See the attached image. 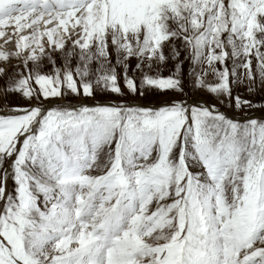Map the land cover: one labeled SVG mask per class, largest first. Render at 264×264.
<instances>
[{
	"label": "snow or ice",
	"instance_id": "6c2138e0",
	"mask_svg": "<svg viewBox=\"0 0 264 264\" xmlns=\"http://www.w3.org/2000/svg\"><path fill=\"white\" fill-rule=\"evenodd\" d=\"M10 24L7 91L29 103L0 114V264H264V121L182 100L51 106L182 93V47L197 87L250 108L233 89L264 86V0H0V36Z\"/></svg>",
	"mask_w": 264,
	"mask_h": 264
},
{
	"label": "rangeland",
	"instance_id": "374dc122",
	"mask_svg": "<svg viewBox=\"0 0 264 264\" xmlns=\"http://www.w3.org/2000/svg\"><path fill=\"white\" fill-rule=\"evenodd\" d=\"M41 30L43 29V25L40 26ZM27 31H31L30 29H25L22 34H26ZM10 36L2 38L4 41L3 51L15 52L17 50L16 38L17 34L12 32ZM16 35V36H14ZM16 37V38H15ZM75 38V36L73 37ZM177 46H179V42H177ZM72 47V41L68 40L66 43V49L70 50ZM172 45H167L164 49V53L169 57L168 61L165 64L159 66L162 70V75L168 76L174 70V65L176 61L172 60ZM45 52L51 51L50 46L47 44L45 48ZM181 55L180 60L183 61V86L184 91H166L160 92L158 90H148L145 92L143 96H133L131 94L120 97L115 94H111L108 92H103L100 89H97V94L95 97H75L68 96L63 101H56L55 105L59 104H71V105H95V104H110L117 103L123 100L125 103L132 105H139L145 107H153L157 108L163 106L166 103H171L173 101H186L188 104L199 103L201 105L210 106L215 105L220 111L224 112L228 116L238 119V120H247L249 118H256L258 120L264 121V86L260 85L259 80H257L256 85L254 86V91L248 90L247 82L240 84L237 87H234L233 94H240L247 100L252 102V107H243L236 108L234 102L230 103L227 98L217 97L215 94L211 93L206 87H197L196 78L194 76H189L188 72L191 67V61L187 57L189 53L181 47ZM53 58L56 60V66L63 67L64 57L61 51L57 50L52 52ZM78 63V57H72L70 61V66L75 67ZM113 63H115V53L113 52ZM130 63V71L131 68H134L137 61L136 59H131ZM229 66H231V61H228ZM17 65L20 67L17 68ZM29 67H32L29 64ZM95 67V65H93ZM219 67V65H217ZM0 68L5 69V75H0V114L6 113L10 111L13 106L17 105H27L29 103L28 100L22 99L19 94L7 91V89L12 86V82L17 77L15 74L23 69V65L20 59L12 57L9 61H0ZM53 69V65L47 60L44 59L42 61L41 70L46 73H51ZM147 71V69H145ZM199 72L200 69L198 68ZM154 74V73H150ZM139 76L140 73H137ZM204 80L206 84L215 83L216 77L210 72H207V75L204 76ZM11 160L6 161L5 167L10 166ZM9 186H11V180H9ZM41 203H43V197L41 196Z\"/></svg>",
	"mask_w": 264,
	"mask_h": 264
},
{
	"label": "bare ground",
	"instance_id": "6f19581e",
	"mask_svg": "<svg viewBox=\"0 0 264 264\" xmlns=\"http://www.w3.org/2000/svg\"><path fill=\"white\" fill-rule=\"evenodd\" d=\"M44 28H45V26L43 25L42 31L44 30ZM2 30L5 32V35L0 36V50L3 49V45H4V41L2 40V38L10 36L11 34H13L12 32H15L14 25H11V24L8 26H5ZM29 33H30V31H27L25 35H28ZM14 36H16V35H14ZM73 37H74V35H73ZM46 45H47V42H45V48H46Z\"/></svg>",
	"mask_w": 264,
	"mask_h": 264
}]
</instances>
